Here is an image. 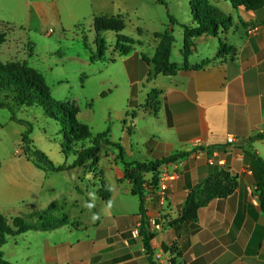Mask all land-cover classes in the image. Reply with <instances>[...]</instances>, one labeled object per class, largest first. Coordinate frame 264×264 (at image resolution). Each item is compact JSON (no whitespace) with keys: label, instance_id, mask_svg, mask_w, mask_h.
<instances>
[{"label":"crops","instance_id":"crops-1","mask_svg":"<svg viewBox=\"0 0 264 264\" xmlns=\"http://www.w3.org/2000/svg\"><path fill=\"white\" fill-rule=\"evenodd\" d=\"M25 2L35 9L33 2ZM220 10L233 24L196 39L186 71L184 30L181 63L172 62L175 38L173 29L167 30L173 37L166 42L172 73L156 70L161 40L150 57L139 56L137 49L125 57L130 74L146 71L145 65L154 69L155 84L145 91L142 110L161 117L160 143L170 147L167 155L191 153L143 176L151 252L140 235V200L124 172L116 177V195L137 197L136 209L118 204L110 210L113 191L108 189V201L92 199L73 182L76 197L65 200L57 214L58 198L50 186L54 172L37 168L19 152L0 161V215L33 222L9 236L27 239L21 264H264V212L257 191L264 177V5ZM230 136L237 143L229 144ZM163 184L169 187L165 197ZM43 214L66 220L42 229ZM6 258L4 253L8 263Z\"/></svg>","mask_w":264,"mask_h":264},{"label":"rangeland","instance_id":"rangeland-1","mask_svg":"<svg viewBox=\"0 0 264 264\" xmlns=\"http://www.w3.org/2000/svg\"><path fill=\"white\" fill-rule=\"evenodd\" d=\"M29 2H33L35 9H29L25 0H0V75L41 89L47 103L66 113L73 124L69 129L62 126L60 120L50 116L43 103L17 107L3 95L0 102L11 106L0 109V161H8L19 152L23 155L22 136L29 128L35 149L58 166H73L84 153L96 151L95 158L73 171L51 174V194L56 193L58 198L53 207L57 214H62L60 209L65 200L69 202L76 197L73 182L78 187L83 185L89 198L105 201L110 199L108 189L116 195V177L123 172L125 177L127 171L131 180L144 184L146 170L139 169L136 163L154 161L147 154L146 144L151 140L160 144L161 117L151 115L150 109L142 110L147 105L142 101L145 91L155 84L154 69L145 65L146 71L130 74L126 58L134 49L139 51V56L150 57L155 51V41L160 40L158 34L173 29L172 62L181 63L183 26L193 24L194 0ZM209 2L219 9H232L225 0ZM99 17L121 18L125 20V29L121 33L98 32L94 23ZM85 42L90 46L93 62ZM144 55V61H148ZM191 61H196V55ZM107 131L110 133L102 137ZM107 140L120 144L122 154ZM138 201L137 197L116 195L113 205L105 206L116 210L119 204L120 208L132 211ZM7 216L11 219L17 215ZM42 216L45 221V214ZM65 220L64 216H58V225H63ZM16 226L13 220L0 222L3 233H9ZM25 240L24 236L6 238L7 244L1 250L8 263L21 264L26 254L23 248L28 246Z\"/></svg>","mask_w":264,"mask_h":264},{"label":"trees","instance_id":"trees-1","mask_svg":"<svg viewBox=\"0 0 264 264\" xmlns=\"http://www.w3.org/2000/svg\"><path fill=\"white\" fill-rule=\"evenodd\" d=\"M232 4L234 9H238L240 6H245L247 9L257 10L261 6L264 5L263 0H228ZM159 2L163 3L162 0ZM191 13L193 24L190 26H183L184 30V50L182 56L184 58L185 67L183 70H187L189 68V57L192 55L194 42L196 39L203 37L207 34L216 35V33L222 27H227L233 24V18L229 15H226L222 10H220L215 5H212L209 0H194V3L191 6ZM171 24H174V20L170 19ZM118 24L119 27H102L104 24ZM94 27L98 32H106V31H115L117 33H121L125 29V20L118 17H99L95 20ZM159 39L161 40V46L159 47V52L155 57L154 64H156L157 72L164 73H172L173 71L168 67V59H169V44H166L167 41H171L173 39L171 31H167L164 34H158ZM223 47L222 43H220ZM85 48L90 53L91 62L94 61V56L90 51V46L87 42H85ZM101 60H104V57H100ZM148 62V61H146ZM205 64V63H204ZM193 66V70H198L203 67V65ZM9 97L10 104L17 107H34L36 103L40 102L45 105V108L49 110V114L52 118L58 119L61 121L62 126L69 129L70 125H72V121L68 119V115L62 111H57L54 107L47 103V99L43 96V92L39 88H33L29 83L21 82L18 79L14 78H4L0 75V98L2 96ZM10 104L0 102V109L10 108ZM14 119V118H13ZM75 125V123H74ZM31 128L26 131V133L22 136L23 143V154L24 156L30 160L37 168L45 171V172H54L60 173L73 168L80 167L82 163L87 161L88 159H93L96 156V151L91 150L81 157L79 161H77L73 166H56L43 152L35 149L33 146V141L29 138ZM110 132L107 131L102 135V137L107 136ZM69 135V132H66V136ZM107 143L110 145H115L121 152L123 148L120 144L113 143L107 140ZM147 154L154 161H148L146 163H136L139 169L146 170V172H154L157 173L162 166L167 164H172L177 162L178 160L189 156L190 152H181L175 153L172 155H167V152L170 150V147L165 144H156L153 140L149 141L147 144ZM262 166L264 167V162L261 161ZM1 169V162H0ZM126 179L133 183V195L137 196L140 200V215L142 216V228L140 231V235L143 237V242L146 250L151 252L152 247L150 245L151 234L147 231L145 227L146 223L144 221L145 216V205H144V193H143V183L136 182L134 179L128 176L126 171ZM257 191L261 201V208L264 212V177H262L257 184ZM7 220L0 215V222H6ZM16 223L17 230H10L9 233H3L0 228V264H8L4 260V252L1 250V247L4 244V241L7 237L14 235L16 232L27 230L31 225L25 222L22 219H14ZM58 225L57 218L52 214H45V222L42 224L40 228H52ZM32 227V226H31Z\"/></svg>","mask_w":264,"mask_h":264},{"label":"built area","instance_id":"built-area-1","mask_svg":"<svg viewBox=\"0 0 264 264\" xmlns=\"http://www.w3.org/2000/svg\"><path fill=\"white\" fill-rule=\"evenodd\" d=\"M251 32H254V30L253 31H251ZM228 143L229 144H234V143H237V140H236V138L234 137V136H230L229 138H228ZM174 178H176V176H174V177H172V179H174ZM168 185L167 184H163L162 186H161V195L163 196V197H165V195H166V191L168 190Z\"/></svg>","mask_w":264,"mask_h":264},{"label":"clouds","instance_id":"clouds-1","mask_svg":"<svg viewBox=\"0 0 264 264\" xmlns=\"http://www.w3.org/2000/svg\"><path fill=\"white\" fill-rule=\"evenodd\" d=\"M89 208H91L92 207V205L91 204H89V205H87Z\"/></svg>","mask_w":264,"mask_h":264}]
</instances>
